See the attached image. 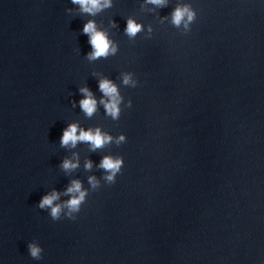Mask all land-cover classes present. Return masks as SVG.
<instances>
[{
    "label": "water",
    "instance_id": "1",
    "mask_svg": "<svg viewBox=\"0 0 264 264\" xmlns=\"http://www.w3.org/2000/svg\"><path fill=\"white\" fill-rule=\"evenodd\" d=\"M178 4L194 12L187 28L171 22ZM89 19L114 53L88 58ZM101 77L121 96L115 118ZM81 87L97 100L90 116ZM73 122L113 139L61 145ZM105 155L121 160L110 181ZM73 179L75 211L39 207L53 189L68 200ZM0 264H264V0H111L95 14L0 0Z\"/></svg>",
    "mask_w": 264,
    "mask_h": 264
},
{
    "label": "clouds",
    "instance_id": "2",
    "mask_svg": "<svg viewBox=\"0 0 264 264\" xmlns=\"http://www.w3.org/2000/svg\"><path fill=\"white\" fill-rule=\"evenodd\" d=\"M72 2L79 6L80 11L89 14H95L111 4V0H72ZM145 3L162 6L166 3V0H145ZM193 17L194 12L187 4H178L171 13V22L177 26L183 24L184 27L187 28L188 23ZM140 29V23L136 22L131 17L127 19L125 32L130 37L134 36ZM82 31L88 35V42L91 45V51L87 53L89 59L107 56L116 51L115 43L108 37L107 32L104 29L96 26L95 21L89 19L85 22ZM122 82L125 84L132 82L130 80V75L127 73L123 74ZM98 87L103 93L99 103L104 106L106 113L115 118L118 115V106L121 100L117 86L110 79L101 77L98 80ZM79 91L84 94L79 101V105L84 113L90 116L96 110L97 100L87 87H81ZM112 139L113 138L108 133L102 132L99 127L85 129L73 122L68 124L67 127L62 130L60 143L64 146L74 147L77 141H86L89 143L90 148L95 149L101 147ZM116 139L117 141L122 140L123 136H119ZM72 155L73 158L69 159L66 157L61 162L60 166L66 171L78 166V159L76 158L77 154L73 153ZM120 164L121 160L119 157L113 158L109 155L102 157L99 166L108 170L105 176L106 180L110 181L113 179V175L119 169ZM84 167L90 168L91 161L86 160ZM88 180L92 186L97 184L96 178L93 176H89ZM64 192L70 194V198L62 203H53L58 200L60 195L55 189L51 192L45 193L39 200V207H48L50 214L54 218L59 215L62 207L66 208L69 213L75 211L78 208L80 201H82L85 196V190L82 189L80 181L73 179L64 189ZM28 247L31 255L38 258L41 251L39 246L35 243H30Z\"/></svg>",
    "mask_w": 264,
    "mask_h": 264
}]
</instances>
